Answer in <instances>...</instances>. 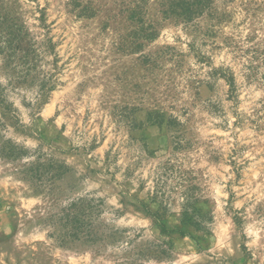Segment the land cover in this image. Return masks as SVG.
I'll return each mask as SVG.
<instances>
[{
  "label": "rangeland",
  "instance_id": "1",
  "mask_svg": "<svg viewBox=\"0 0 264 264\" xmlns=\"http://www.w3.org/2000/svg\"><path fill=\"white\" fill-rule=\"evenodd\" d=\"M0 17L51 39L56 83L39 99L0 57L23 129L1 134L28 151L0 160V264H264V0H0ZM37 156L68 170L57 202L18 175ZM77 198L101 202L100 245L48 236Z\"/></svg>",
  "mask_w": 264,
  "mask_h": 264
},
{
  "label": "trees",
  "instance_id": "2",
  "mask_svg": "<svg viewBox=\"0 0 264 264\" xmlns=\"http://www.w3.org/2000/svg\"><path fill=\"white\" fill-rule=\"evenodd\" d=\"M178 9L182 11L183 16H191L195 12L194 10H197L193 9L191 4H186L183 1L170 2L169 11L175 12ZM54 49L55 44L50 38L42 40L37 45L29 38V33L23 26L8 21L5 17H0V57H2L3 65L6 68L15 64L12 68L16 72V79L12 84L28 88L34 87L38 90L39 99L56 86L50 75H47L43 70H38L40 53L54 54ZM226 82L230 90H233V79L229 77ZM7 126L15 131L23 132L16 110L12 104L5 101L0 88V160L18 164L27 159L28 151L1 134V130ZM67 171L63 164L46 163L37 156L34 162L23 164L18 175L34 185L38 192H45L53 202H57V199H54L56 183ZM190 200V197H186L182 205L181 224L198 227L199 224L194 220L196 209L193 207L197 201L191 202ZM97 202L98 204L95 205L90 199L77 198L62 205L56 212L48 215L45 220V225L50 230L48 236L58 237L60 245L71 243H79L87 247L100 245L105 239V234L100 229L101 224L98 217L101 202ZM147 214L151 215L149 212ZM151 216L156 220L155 215ZM161 232L166 233L167 231L163 229ZM173 232H177L180 236L184 235L182 231L178 230L169 231L167 234ZM165 254L166 250L162 249L156 257L160 259Z\"/></svg>",
  "mask_w": 264,
  "mask_h": 264
}]
</instances>
